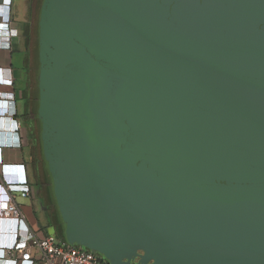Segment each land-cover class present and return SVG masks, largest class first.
Wrapping results in <instances>:
<instances>
[{"label":"water","instance_id":"95a60500","mask_svg":"<svg viewBox=\"0 0 264 264\" xmlns=\"http://www.w3.org/2000/svg\"><path fill=\"white\" fill-rule=\"evenodd\" d=\"M30 35L51 235L112 264H264V0H32Z\"/></svg>","mask_w":264,"mask_h":264},{"label":"crops","instance_id":"0c3cea01","mask_svg":"<svg viewBox=\"0 0 264 264\" xmlns=\"http://www.w3.org/2000/svg\"><path fill=\"white\" fill-rule=\"evenodd\" d=\"M31 12L32 0H11L10 5L0 4V69H3L0 76L14 80L12 86L0 83V99L11 100L8 110L0 109V208L15 201L24 215V219L0 218V249H11L18 233L29 226L43 235L52 232L47 224V213H42L41 198L35 193L40 184L37 157L26 117L30 105ZM18 123H21V129H18ZM2 169L11 176L23 175L30 194H20L19 190L27 187L25 184L18 185L13 191L9 189L1 181Z\"/></svg>","mask_w":264,"mask_h":264},{"label":"built area","instance_id":"2783aa9c","mask_svg":"<svg viewBox=\"0 0 264 264\" xmlns=\"http://www.w3.org/2000/svg\"><path fill=\"white\" fill-rule=\"evenodd\" d=\"M10 3L11 0H0V4L10 5ZM2 71L3 69H0V72ZM13 81V78L5 79L0 76V83L12 86ZM10 103L11 100L6 102L0 99V109L8 110ZM18 129H21V123H18ZM1 171V181L9 189L12 190L22 184L28 185L23 175L11 176L4 169ZM19 192L23 196H28L31 190L27 186ZM0 218L24 219V215L21 207L12 201L0 208ZM24 262L28 264H112L91 250L66 245L55 235L40 234L31 226L18 233V239L11 249H0V264H22Z\"/></svg>","mask_w":264,"mask_h":264},{"label":"flooded vegetation","instance_id":"af4514ba","mask_svg":"<svg viewBox=\"0 0 264 264\" xmlns=\"http://www.w3.org/2000/svg\"><path fill=\"white\" fill-rule=\"evenodd\" d=\"M26 117H27V120L29 122V120L32 117V115L30 113H27L26 114ZM32 140L33 139L31 137V143L33 145V141ZM42 188H43V186L41 184H38V186L35 188V193H38V196H40V198H42ZM42 208H44V210H43L42 213H47V215L50 216L51 219H53V212H54L53 207H49V206L48 207H43L42 206ZM49 228H51V227H49ZM52 229H54L55 233L59 234V232H58V225H55L54 224L53 227H52ZM141 252H143V251H141ZM137 261H138V259L135 262H132L131 264H136Z\"/></svg>","mask_w":264,"mask_h":264},{"label":"trees","instance_id":"16d2710c","mask_svg":"<svg viewBox=\"0 0 264 264\" xmlns=\"http://www.w3.org/2000/svg\"><path fill=\"white\" fill-rule=\"evenodd\" d=\"M31 131H32V129H31ZM31 137H32V139H33V136H32V135H31ZM32 141H33V140H32ZM33 147H34V149H35L34 143H33ZM55 236H57V237L60 239L59 234L55 233ZM85 249L90 250V247H87V248H85Z\"/></svg>","mask_w":264,"mask_h":264}]
</instances>
